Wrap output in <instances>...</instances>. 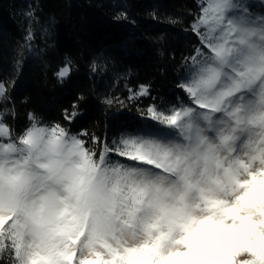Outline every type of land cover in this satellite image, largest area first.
<instances>
[{
    "label": "snow or ice",
    "instance_id": "snow-or-ice-1",
    "mask_svg": "<svg viewBox=\"0 0 264 264\" xmlns=\"http://www.w3.org/2000/svg\"><path fill=\"white\" fill-rule=\"evenodd\" d=\"M250 7L202 0L186 106L147 109L164 138L101 141L32 114L14 136L0 115V264H264V16Z\"/></svg>",
    "mask_w": 264,
    "mask_h": 264
},
{
    "label": "trees",
    "instance_id": "trees-1",
    "mask_svg": "<svg viewBox=\"0 0 264 264\" xmlns=\"http://www.w3.org/2000/svg\"><path fill=\"white\" fill-rule=\"evenodd\" d=\"M201 3L0 0V82L8 88L0 114L10 112L6 122L16 135L29 126L30 114L101 141L162 131L147 109L187 104L178 84L184 58L198 46L192 25ZM29 29L35 39L27 49ZM66 65L71 72L60 80L57 74ZM141 85L149 94L130 100ZM66 112H75V118L66 120Z\"/></svg>",
    "mask_w": 264,
    "mask_h": 264
},
{
    "label": "rangeland",
    "instance_id": "rangeland-1",
    "mask_svg": "<svg viewBox=\"0 0 264 264\" xmlns=\"http://www.w3.org/2000/svg\"><path fill=\"white\" fill-rule=\"evenodd\" d=\"M247 3L251 5V7L249 8V11L254 14L256 17H260V16H264V0H247ZM260 8L262 10H260ZM59 77V76H58ZM68 76L64 77V78H60V80H64L66 79ZM5 101V98L0 99V103H3ZM180 106H186V105H180ZM180 106H161V107H156L157 109L161 110V111H168L170 110L172 107H180ZM9 111H5L2 114L3 117V122L7 124L6 122V116L9 114ZM38 120V119H37ZM39 121V120H38ZM42 125H47L41 121H39ZM32 123V121L29 119V126ZM8 125V124H7ZM9 126V125H8ZM28 126V127H29ZM10 127V126H9ZM11 128V127H10ZM13 135L17 136L15 134V132L12 130ZM129 133H125L123 135H126ZM135 134H140V135H145V136H149V137H153V138H164L168 135L167 132L164 131V126H163V130L160 132H152V131H147V132H143V133H135ZM75 135V134H74ZM121 137V136H120ZM119 137V138H120ZM118 138V139H119ZM116 139V140H118ZM113 159H117L116 157H113Z\"/></svg>",
    "mask_w": 264,
    "mask_h": 264
}]
</instances>
